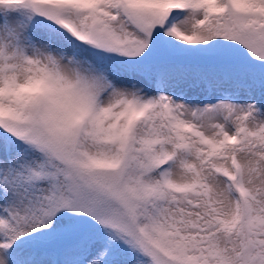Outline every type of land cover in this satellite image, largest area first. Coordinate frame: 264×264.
Wrapping results in <instances>:
<instances>
[{
  "label": "snow or ice",
  "instance_id": "6c2138e0",
  "mask_svg": "<svg viewBox=\"0 0 264 264\" xmlns=\"http://www.w3.org/2000/svg\"><path fill=\"white\" fill-rule=\"evenodd\" d=\"M0 264H264V0H0Z\"/></svg>",
  "mask_w": 264,
  "mask_h": 264
}]
</instances>
